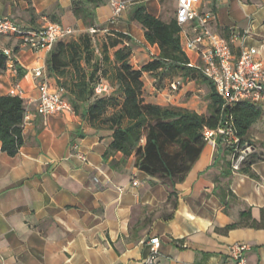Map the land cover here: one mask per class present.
Instances as JSON below:
<instances>
[{"label": "crops", "instance_id": "obj_1", "mask_svg": "<svg viewBox=\"0 0 264 264\" xmlns=\"http://www.w3.org/2000/svg\"><path fill=\"white\" fill-rule=\"evenodd\" d=\"M130 1L122 18L111 22L112 7L103 0L95 8V22L104 32L131 36L134 53L144 52L147 63L159 47L147 42L130 13L144 5L163 19L162 0ZM200 9L212 13L210 29L230 42L235 56L254 47L255 60L264 66V0H201ZM0 16L28 29L52 21L76 29L77 36L87 30L73 0H0ZM233 30L242 39L231 41ZM5 49L14 52L0 67V96L20 83L34 116L16 155L3 151L0 141V264H147L154 238H159L155 264H227L236 242L249 244V264H264V101L255 104L262 113L247 134L249 173L233 169V151L218 137L215 146L206 143L173 189L169 180L136 167L135 155H106L112 131L95 129L74 112L37 114L39 90L32 71L46 66L50 50L33 51L4 36L0 51ZM187 53L199 65L198 56ZM167 81L162 90L145 83L148 103L204 113L181 102L195 80L179 91ZM51 83L57 86L54 78ZM75 145L87 161L76 155Z\"/></svg>", "mask_w": 264, "mask_h": 264}, {"label": "trees", "instance_id": "obj_2", "mask_svg": "<svg viewBox=\"0 0 264 264\" xmlns=\"http://www.w3.org/2000/svg\"><path fill=\"white\" fill-rule=\"evenodd\" d=\"M101 2L103 0H73L74 12L83 19L87 30L53 46L46 59V72L65 90L64 97L76 115L95 129L113 132L106 155L115 152H122L125 158L135 155L136 167L169 180L175 189L206 145L204 127L217 129L232 120L240 144L250 143L247 134L261 116V109L249 101L225 105L201 69L191 65L183 49L176 17L167 22L149 13L144 5L131 9L130 17L141 24L147 42L160 50L150 61L136 67L132 63L136 44L133 38L118 31L104 32L103 26H97L95 8ZM92 27L95 33L90 32ZM8 60L0 51V67H5ZM19 73L25 71L19 69ZM145 73L152 74L159 82L182 78L208 84V114L148 103L144 97ZM101 80L111 85L110 92L97 93ZM25 112L24 99L0 96V141L3 151L11 156L16 155L24 143ZM241 169L249 173L247 165Z\"/></svg>", "mask_w": 264, "mask_h": 264}, {"label": "built area", "instance_id": "obj_3", "mask_svg": "<svg viewBox=\"0 0 264 264\" xmlns=\"http://www.w3.org/2000/svg\"><path fill=\"white\" fill-rule=\"evenodd\" d=\"M177 5L176 20L181 27L180 36L183 49L193 52L199 58V65L192 66L201 69L204 76L215 86L225 105H233L242 101L253 104L264 101V66L255 60L258 50L254 47H244L240 55L235 56L230 42L221 35L212 31L209 23L213 18L211 12L200 9L201 0H175ZM112 7L111 22H117L132 6L130 0H109ZM95 33V28L89 29ZM14 37L21 46L33 51L51 50L60 40L73 39L77 36V30L65 27L58 22H49L38 29L24 28L9 17L0 16V39L2 37ZM243 34L238 30L231 33V41L242 39ZM8 58L13 50L3 51ZM34 79L37 81L39 97L36 100V113L48 117L49 115L74 112L70 102L64 97L65 90L54 86L46 72V66H38L33 69ZM181 81L171 84V89L176 91L181 86ZM111 85L101 80L96 88L97 93L110 92ZM9 95L25 98V90L20 83L15 84L9 91ZM33 113L26 109L23 127L32 121ZM203 136L206 143L215 146L217 138L221 137L224 143L233 151L232 167L238 171L246 161L251 144H240V138L236 132L232 120L217 129L204 127ZM76 155L83 161L87 156L74 147ZM134 185H138L135 180ZM153 256L147 264H155V254L159 247V238L151 240ZM249 244L236 242L229 247L227 264H249L247 253ZM200 264V263H199Z\"/></svg>", "mask_w": 264, "mask_h": 264}, {"label": "rangeland", "instance_id": "obj_4", "mask_svg": "<svg viewBox=\"0 0 264 264\" xmlns=\"http://www.w3.org/2000/svg\"><path fill=\"white\" fill-rule=\"evenodd\" d=\"M162 7H163V14L162 17L165 21H170L171 19L176 17V11H177V5L175 0H162ZM98 34H103L102 32H99ZM137 45H141V43H137ZM142 54L144 52L136 51L134 53V57L132 59V63L134 66H142L145 64V62L148 60V58H145ZM146 84L154 86L155 88L162 90L168 85L167 79L163 80L162 82L153 80L154 77L152 74L147 75L146 77H143ZM178 79H175L176 81ZM182 85L179 86L178 90L182 89L184 86H187L188 83L191 82V80L182 79ZM186 92L181 98V102L187 103L188 105H191L192 107H197V109L204 110L203 114H208V105H209V86L208 84L202 82V81H196L195 84H192V87L187 92V88H185ZM146 94L148 97L152 96L151 93ZM195 110V109H194ZM196 111V110H195Z\"/></svg>", "mask_w": 264, "mask_h": 264}]
</instances>
